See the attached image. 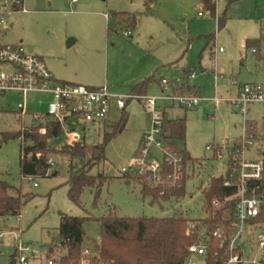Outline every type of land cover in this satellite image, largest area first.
Listing matches in <instances>:
<instances>
[{"label":"rangeland","instance_id":"obj_1","mask_svg":"<svg viewBox=\"0 0 264 264\" xmlns=\"http://www.w3.org/2000/svg\"><path fill=\"white\" fill-rule=\"evenodd\" d=\"M24 8L26 12L13 14L8 25L0 27L2 44L33 46L50 71L52 60L68 73L94 78L99 86L118 95L131 93L134 82L154 76L156 81L148 86L146 97L157 101L153 111L138 98L130 99L124 110L112 104L109 120L120 123L119 129L106 143L104 159L89 170L107 180L99 187L98 198L97 189L86 186L74 202L69 197L70 176L85 166L91 152L71 156L66 149L72 145L62 133L61 139L49 143L48 175L23 177L22 139L5 140L1 135L35 127L32 114H46L52 96L28 93L26 113H22L19 93L0 92L1 178L31 196L20 214L0 216V264H8L14 254L19 255V245L28 246L22 253L28 264H47L48 248L58 238L61 214L85 218L84 246L91 248L101 240L99 218L114 209L123 217L182 213L193 222L206 217L202 189L212 177L226 172L235 140L243 136L244 119L264 121V104H249L244 118L228 101L238 90L231 80L264 88V41L259 53L246 45L247 39L264 35V0H218L216 15H211L201 0H24ZM114 12L129 13L130 19L114 18ZM223 17L219 27L218 18ZM125 31L131 36H125ZM219 47L223 51H216ZM185 68L195 76H187ZM163 79L165 84L160 82ZM175 82L199 88V94L176 93L196 95L198 103L186 109L168 99L175 93ZM216 97L220 99L217 105ZM165 109L169 118L186 117L185 143L177 142L191 156L186 168V195L151 203L150 198L142 197L138 181L126 180L122 168L132 164L140 139L151 129L154 113ZM74 123L72 127L84 135L82 142L88 147L105 143V134L113 130L112 126L86 124L82 119ZM217 146H221V154L215 156ZM258 150H264V141L248 145L244 158L260 159ZM153 152L161 160L159 151ZM246 226L237 244L242 259L248 261L258 257L255 243L264 227L251 234ZM60 253L53 252L55 257ZM195 264H205V259L197 257Z\"/></svg>","mask_w":264,"mask_h":264},{"label":"trees","instance_id":"obj_2","mask_svg":"<svg viewBox=\"0 0 264 264\" xmlns=\"http://www.w3.org/2000/svg\"><path fill=\"white\" fill-rule=\"evenodd\" d=\"M204 8L211 14L216 15V5L212 0H201ZM114 18L130 19L126 12H114ZM134 16V15H133ZM133 19H135L133 17ZM224 22L218 18V26ZM264 41V35L259 38L247 39V47L256 48L259 53V46ZM2 44L0 40V45ZM185 73L190 74L189 70ZM154 76H149L137 82L133 88V94L144 96L148 86L155 82ZM175 93L192 92L197 94L194 86L178 84L174 86ZM124 110V109H123ZM163 122L165 129V141L167 147L177 150L184 157L185 177L182 184L175 188L168 189L165 185H153L145 177L135 172H127L124 177L127 181H138L142 187V197L150 198L151 203L159 201L179 200L186 195L185 181L187 163L191 156L184 149L182 150L177 142L185 143L186 117L169 118L163 111ZM120 123L113 124V130L105 134V143L88 147L87 144L77 142L67 147L66 152L71 156H86L91 152V157L80 170L71 174L69 180V197L72 201L78 202L81 192L86 186L95 187L96 198H98L99 187L107 180L103 174L92 175L90 168L104 159L106 143L117 133ZM46 129L40 133V128ZM246 128L249 134H254L257 140L264 141V121L249 122ZM62 127L60 123L45 115L37 122L35 127L27 128L17 132L3 133V139H22L20 168L23 177L47 176L51 163L47 153L50 151V142L61 139ZM238 140L230 152L228 167L224 174L212 177L207 187L202 189L204 199L203 210L206 217L194 221L196 230L189 231L188 224L193 222L182 213H176L168 217L143 216L123 217L119 216L115 209L107 215L99 218L102 229V236L99 243L93 245L94 255L89 257V264H184L188 255L189 247L204 240L208 244L205 264H224L233 253L229 245L234 233L232 226L235 212V198L226 200L234 195L236 190L224 186V181L229 175L231 157L235 153ZM221 154V146L215 148V156ZM168 170H172L169 166ZM163 191V193H160ZM30 195L23 194L13 185L1 178L0 174V216H11L20 214L23 206L30 199ZM219 202L218 206L213 201ZM85 218L61 214L59 223L58 238L52 242L47 251L48 260L53 259L57 264H81L82 250L85 242L83 223ZM256 223L264 224V203L260 215L255 219ZM217 226H223V233L220 237L213 236ZM56 241L61 242L62 251L60 256L55 257L53 252L56 248ZM8 264H19L18 255L14 254Z\"/></svg>","mask_w":264,"mask_h":264},{"label":"built area","instance_id":"obj_3","mask_svg":"<svg viewBox=\"0 0 264 264\" xmlns=\"http://www.w3.org/2000/svg\"><path fill=\"white\" fill-rule=\"evenodd\" d=\"M212 1L216 5L218 0ZM19 12H26L24 0H0V27L8 25L10 17ZM124 35L131 36V32L125 31ZM216 51L221 52L223 48L219 47ZM190 76L194 77L195 74L192 72ZM166 82L165 79L162 80V83L165 84ZM231 84L238 85L239 83L236 80H231ZM7 91H15L22 96V101L18 103V108L22 113H26L28 93L51 94L52 100L49 103L47 113L35 112L32 117L35 123L45 115L57 120L62 127L64 140L69 145H74L84 139V135L72 127L75 124V119H82L86 124L106 125L114 102L120 109H124L130 99L138 98L142 99L147 108L153 111L157 101L156 98H147L135 94H114L106 86L93 88L83 84L59 81L47 68L44 59L23 43L0 45V92L5 93ZM168 99L177 101L180 106L186 109L193 107L199 101L198 96L193 94L174 93ZM214 101L216 105L220 103V99L217 97ZM228 101L234 104L245 118L249 104H264V88L257 84H240L237 95ZM163 111L154 113L151 129L141 139L139 150L133 158L132 164L128 168H122V172H135L137 175L145 177L153 185H165L170 189L182 184L185 177L184 157L177 150L166 145ZM246 124L247 120L244 119V133L238 140L235 153L231 157L229 175L224 181V186L236 190L234 195L226 199L235 198L232 224L234 233L229 245V250L234 253L224 264H264V233L257 235L255 244L259 254L252 260L245 261L242 259L240 246L237 244V240L242 237L245 227H247L246 225H248L251 234H253V230L264 227V224L255 222L264 203V150H258L260 155L258 160L250 161L244 158V151L248 145L258 141L254 134L248 133ZM39 132L45 133L46 129L42 127ZM153 149L159 151L161 160L155 158ZM169 166L172 170H168ZM213 204L218 206L219 202L214 200ZM188 228L189 231L196 230V224L190 222ZM222 233L223 226H217L212 234L215 237H220ZM55 245V250L61 252V242L56 241ZM17 248L19 251L18 263L28 264L27 258L22 254L28 250V246L19 245ZM207 249L208 244L204 240L191 245L184 264H195L197 257L205 259ZM91 255H94L93 249L90 246H84L81 263L89 264ZM47 264H57V262L49 259Z\"/></svg>","mask_w":264,"mask_h":264},{"label":"crops","instance_id":"obj_4","mask_svg":"<svg viewBox=\"0 0 264 264\" xmlns=\"http://www.w3.org/2000/svg\"><path fill=\"white\" fill-rule=\"evenodd\" d=\"M75 2V1H74ZM15 14V13H14ZM199 15H201V13L199 14ZM13 23H11V25H12ZM213 39L214 37H210V39ZM247 41V40H246ZM30 47H32V51H33V46H29V48ZM219 52V51H218ZM254 53H255V51H254ZM40 57H42L43 59H44V57L41 55ZM49 67H50V69H51V71H52V73L55 75V78L57 79V80H59V81H62V82H68V83H78V84H83V85H86V86H89V87H93V88H95V87H99V84H100V82L99 81H96V80H94V78L92 79L91 77H89V76H86V75H80V74H78L77 72H75V73H68V71H66V69L65 68H63V67H61L60 65H58V64H56V63H54L52 60L50 61V64H49ZM185 70H187V68H185ZM187 76H188V74H187ZM147 77H149V76H147ZM147 77H145V78H147ZM144 78V79H145ZM137 82H139V81H136V82H134V85L137 83ZM161 83H162V80L160 81ZM178 83V82H177ZM178 84H186V85H188L187 83H185V82H181V83H178ZM134 85H133V87L131 88V93H129V94H133V88H134ZM239 85H240V83L237 85V88H238V90H239ZM191 86V85H190ZM195 87V89H196V92H197V94H199V88H197L196 86H194ZM148 89V88H147ZM238 90H237V93H238ZM146 92H147V90H146ZM146 92H145V96H146ZM236 93V94H237ZM125 95V94H124ZM114 104L116 105V103L114 102ZM127 105V104H126ZM117 106V105H116ZM118 107V106H117ZM118 109H120L119 107H118ZM125 109V108H124ZM121 110H123V109H121ZM165 112L167 113V111H166V109H165ZM167 115H168V113H167ZM110 116V115H109ZM169 117V116H168ZM106 125H108V126H112L113 124H112V122H110V120H109V118H108V120H107V122H106ZM142 139V138H141ZM141 139H140V141H141ZM237 140H239V139H236L235 141H237Z\"/></svg>","mask_w":264,"mask_h":264},{"label":"water","instance_id":"obj_5","mask_svg":"<svg viewBox=\"0 0 264 264\" xmlns=\"http://www.w3.org/2000/svg\"><path fill=\"white\" fill-rule=\"evenodd\" d=\"M72 42V41H71ZM30 50H32V47H30Z\"/></svg>","mask_w":264,"mask_h":264}]
</instances>
